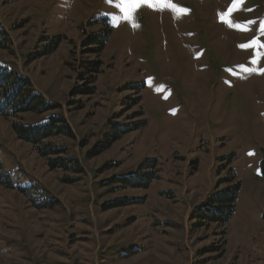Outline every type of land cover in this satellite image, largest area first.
I'll list each match as a JSON object with an SVG mask.
<instances>
[{"label":"rangeland","instance_id":"rangeland-1","mask_svg":"<svg viewBox=\"0 0 264 264\" xmlns=\"http://www.w3.org/2000/svg\"><path fill=\"white\" fill-rule=\"evenodd\" d=\"M170 3L114 19L108 0H0V67L58 106L21 124L63 118L72 137L44 144L82 170L51 171L0 117V264H264V48L241 47L264 43V0ZM93 63V94L77 95ZM154 170L147 189L123 188ZM235 190L226 221L194 226Z\"/></svg>","mask_w":264,"mask_h":264},{"label":"trees","instance_id":"trees-1","mask_svg":"<svg viewBox=\"0 0 264 264\" xmlns=\"http://www.w3.org/2000/svg\"><path fill=\"white\" fill-rule=\"evenodd\" d=\"M4 30L0 25V38H3ZM86 43V44H85ZM84 43V47L90 50L91 54H99L104 46L103 41H99L97 37L88 38L87 42ZM56 44H54L53 49H55ZM51 50V51H52ZM50 51V52H51ZM49 52V53H50ZM90 78L87 80V86L85 88L82 86L80 90L77 91V95L90 96L93 94V88L90 87L95 81V75L97 73V65L92 64L89 67ZM58 109L57 105L49 104L38 92H36L26 77L22 76L20 73L10 71L7 68L0 67V117L5 120H12L11 130L15 137L22 141L23 143L31 146L37 154L46 159L48 168L51 171L61 170L63 172L73 173L75 175L82 173V170L78 166V161L75 158H69L64 160L61 156L64 154V149H51L46 147L45 141L53 137L64 135L67 137H72L71 130L69 129L66 121L59 116H47L46 123L42 125L35 126H24L21 124L22 116L25 114H32L35 116H45L48 113L56 111ZM126 131L115 130L111 134L110 140H106L103 144H97L91 152L87 154L89 158L96 157L107 149L110 145L117 141L122 134ZM49 157H57L51 159ZM261 171L264 175V160L261 164ZM64 180L66 183H72L74 178H67ZM118 180V179H117ZM115 180V181H117ZM124 182L123 188L129 189H147L151 182L157 180L156 170L152 171L149 175H143L141 173L136 174L134 177L130 176L128 178L120 179ZM5 181V182H4ZM3 181V185L6 188H12L8 177L6 176ZM26 189H20L21 193L26 192ZM236 191L225 199L220 205L221 208H216L211 199L207 206L202 207L199 210H204L203 217L194 226L201 228L204 225L218 222L219 216L216 212L224 213V219L226 221L230 215L235 198ZM123 201H116L111 203L110 208L123 207Z\"/></svg>","mask_w":264,"mask_h":264},{"label":"snow or ice","instance_id":"snow-or-ice-1","mask_svg":"<svg viewBox=\"0 0 264 264\" xmlns=\"http://www.w3.org/2000/svg\"><path fill=\"white\" fill-rule=\"evenodd\" d=\"M108 2L114 3L115 7L120 10L124 15L123 17H114V19H130L131 18V12L139 6L141 3H149L150 6L152 5V0H108ZM158 2L166 4V6L173 8V10H176V6L172 5L170 3V0H158ZM180 11H186V9H180ZM235 27H241L239 24H234ZM261 32L264 33V27L261 28ZM242 48H264V43H261L259 38H253L252 41H250L248 44L241 45ZM260 56H264V52L256 51L254 53V58L252 60V63H256L257 59ZM251 71V69H249Z\"/></svg>","mask_w":264,"mask_h":264}]
</instances>
